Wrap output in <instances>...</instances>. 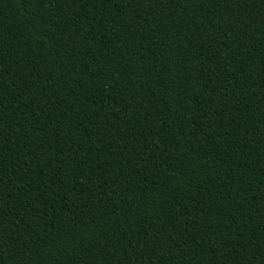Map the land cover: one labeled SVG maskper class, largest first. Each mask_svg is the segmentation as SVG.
<instances>
[{
    "label": "trees",
    "instance_id": "obj_1",
    "mask_svg": "<svg viewBox=\"0 0 264 264\" xmlns=\"http://www.w3.org/2000/svg\"><path fill=\"white\" fill-rule=\"evenodd\" d=\"M0 264H264V0H0Z\"/></svg>",
    "mask_w": 264,
    "mask_h": 264
}]
</instances>
